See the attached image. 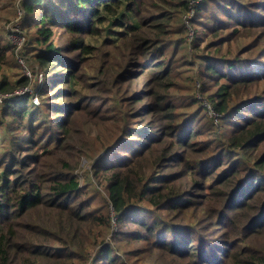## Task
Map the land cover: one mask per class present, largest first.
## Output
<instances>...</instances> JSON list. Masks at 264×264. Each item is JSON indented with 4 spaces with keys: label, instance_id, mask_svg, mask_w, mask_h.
<instances>
[{
    "label": "trees",
    "instance_id": "1",
    "mask_svg": "<svg viewBox=\"0 0 264 264\" xmlns=\"http://www.w3.org/2000/svg\"><path fill=\"white\" fill-rule=\"evenodd\" d=\"M190 1H20L26 48L0 29V264H135L119 235L146 264H264V0ZM18 56L36 105L6 95L30 83Z\"/></svg>",
    "mask_w": 264,
    "mask_h": 264
},
{
    "label": "rangeland",
    "instance_id": "2",
    "mask_svg": "<svg viewBox=\"0 0 264 264\" xmlns=\"http://www.w3.org/2000/svg\"><path fill=\"white\" fill-rule=\"evenodd\" d=\"M20 1L22 0H0V29H4L6 31V35H5V40L8 42V44H12V46L14 47V51L17 52V50H19L20 52H22L23 49L26 48V45L28 44L29 41V35L27 32H31L32 28L30 27L29 29H24L23 26L21 25V20L23 17V10L21 8ZM193 0L190 1V4H192ZM193 16V10L192 7L190 5V9L187 13L182 14V22H184L186 28H187V37L186 39H188V41H190L192 39L193 36V29L191 27V25L188 23L190 18H192ZM112 21V17L110 16H106L105 21L103 22V24L101 25V31H100V36L99 38L95 37V36H91L90 42L92 44H96L97 42L100 41L101 38H103L105 36V34L107 33V27L108 23ZM113 30H121V26L118 25H113L112 26ZM203 44V42L201 43ZM17 55H20L19 53H16ZM22 54V53H21ZM9 56V55H8ZM9 58V57H8ZM19 59L22 60V62L20 60H18L17 57V61L16 63L17 65H12L11 69L7 68V72L10 75L9 78H17L18 76H20V73L24 74L25 76H27L28 78H30V83L28 85L22 86V87H18L15 88L12 92H9L8 94H6L7 96H15V97H20L23 94H30V102L34 105L39 103V97L38 95L32 93V88L34 86V83L38 80H43V76L41 74V72L39 71V69L37 68V65L35 64V62H31L29 63L28 61L26 62L24 58L19 56ZM32 61V60H31ZM31 65H36V69L34 71H32L31 69ZM6 65L4 66V69L6 70ZM179 84H182L181 82H179ZM174 91L172 92L173 94H178L180 91L177 89H173ZM195 96L200 100V106L204 107V113L211 117L212 122L216 123L217 119H216V114L215 112L212 110L210 104L206 101V99H204L203 96H201L199 93H197L196 91L194 92ZM172 96H177V98H179V95H172ZM197 132V140L202 141L204 135H198L199 131ZM91 133H95V130L92 129ZM56 143L54 141H52V146H54V148ZM90 158H86V157H82V160L80 161V167L76 168L75 171L78 173V178H79V184L83 185L85 187L83 188H87L86 190H90L89 188H92L91 186L93 185H88V179L92 178V174H91V170H89V166H90ZM97 190L98 187L96 186ZM100 193H102L101 189H99ZM98 191V192H99ZM92 191L90 190L88 193H91ZM96 192V193H98ZM99 194V193H98ZM100 195V194H99ZM85 196V195H83ZM101 196V195H100ZM101 204V201L99 198H95L91 201V207H97ZM115 216H112V218L110 219V225H109V231H107V234L104 237V242L105 241H109L111 243H113V239L111 234L113 232H115L117 230V224H116V220L114 219ZM120 231L123 232H131V231H135L136 228L129 223H125L122 226H120ZM116 243H118L119 247L115 248V251H119L122 252L121 255L118 254V259L120 258H125L123 253L127 251L126 250H131L132 255H129V259H127L129 262L130 260H133V263L135 264H146V257L145 255L143 256L142 249H138L141 246H143L141 243L136 242V241H132L129 240V238L127 237V235H119L116 239ZM97 245V244H96ZM94 244L90 245V251L95 249ZM97 248V246H96ZM128 254V253H127ZM103 263L102 261H95L93 262V264H101Z\"/></svg>",
    "mask_w": 264,
    "mask_h": 264
},
{
    "label": "built area",
    "instance_id": "3",
    "mask_svg": "<svg viewBox=\"0 0 264 264\" xmlns=\"http://www.w3.org/2000/svg\"><path fill=\"white\" fill-rule=\"evenodd\" d=\"M18 60H20V61L22 62V60L19 59V56H18ZM3 96H4L3 94H0V100H1V98H2Z\"/></svg>",
    "mask_w": 264,
    "mask_h": 264
}]
</instances>
